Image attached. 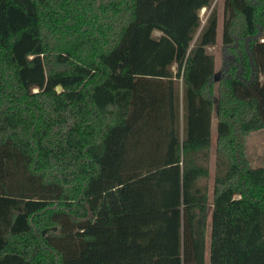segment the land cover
<instances>
[{
	"label": "trees",
	"instance_id": "trees-1",
	"mask_svg": "<svg viewBox=\"0 0 264 264\" xmlns=\"http://www.w3.org/2000/svg\"><path fill=\"white\" fill-rule=\"evenodd\" d=\"M214 2L0 0V264H264V0L218 70Z\"/></svg>",
	"mask_w": 264,
	"mask_h": 264
},
{
	"label": "rangeland",
	"instance_id": "rangeland-1",
	"mask_svg": "<svg viewBox=\"0 0 264 264\" xmlns=\"http://www.w3.org/2000/svg\"><path fill=\"white\" fill-rule=\"evenodd\" d=\"M218 12V32H217V44L214 47L207 49V52L214 57L215 69H220L222 61V48H221V26H222V14H223V0H215L213 4ZM207 13L205 10L200 12V17L202 22L205 21ZM158 34L155 33V36ZM214 139V137H213ZM214 146V141H213ZM246 150L250 158V163L253 168L264 167V131L256 132L249 135L246 141ZM209 179L202 181V185L206 186L209 194V199H211L213 179L215 174V155L213 149L211 150V156L209 161ZM210 224V216L208 219ZM209 233V227H207ZM208 245V244H207ZM206 258H208V248L206 250Z\"/></svg>",
	"mask_w": 264,
	"mask_h": 264
},
{
	"label": "crops",
	"instance_id": "crops-1",
	"mask_svg": "<svg viewBox=\"0 0 264 264\" xmlns=\"http://www.w3.org/2000/svg\"><path fill=\"white\" fill-rule=\"evenodd\" d=\"M216 70H218V69H216ZM216 125H217V120H216V117L214 115L213 118H212V121H211V136H212V141H214L215 140V137H216ZM213 137H214V139H213ZM212 149L214 151V146H213ZM214 155H215V151H214Z\"/></svg>",
	"mask_w": 264,
	"mask_h": 264
},
{
	"label": "water",
	"instance_id": "water-1",
	"mask_svg": "<svg viewBox=\"0 0 264 264\" xmlns=\"http://www.w3.org/2000/svg\"><path fill=\"white\" fill-rule=\"evenodd\" d=\"M57 91H60V88H57Z\"/></svg>",
	"mask_w": 264,
	"mask_h": 264
}]
</instances>
